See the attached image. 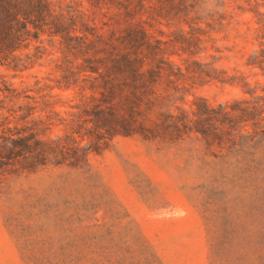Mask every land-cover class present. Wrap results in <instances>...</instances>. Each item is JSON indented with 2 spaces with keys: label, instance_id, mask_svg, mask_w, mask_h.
<instances>
[{
  "label": "rangeland",
  "instance_id": "obj_1",
  "mask_svg": "<svg viewBox=\"0 0 264 264\" xmlns=\"http://www.w3.org/2000/svg\"><path fill=\"white\" fill-rule=\"evenodd\" d=\"M109 1L104 13L82 4L96 22L113 25L120 15ZM160 10L158 19L142 17L165 55L180 65L206 62L235 78H196L179 90L158 85L151 115L189 109L194 97L215 104L248 96L240 76L262 93L264 74L245 62L259 47L256 19L264 0H174ZM59 63L53 50L23 71L0 64V86L27 89L39 107L42 99L55 101V113L36 112L53 121L39 123L44 137L63 135L93 100L88 87L57 86L65 72ZM242 131L246 137L220 145L195 133L118 134L75 164L3 171L0 264H264V134L250 137L249 125Z\"/></svg>",
  "mask_w": 264,
  "mask_h": 264
},
{
  "label": "trees",
  "instance_id": "obj_2",
  "mask_svg": "<svg viewBox=\"0 0 264 264\" xmlns=\"http://www.w3.org/2000/svg\"><path fill=\"white\" fill-rule=\"evenodd\" d=\"M87 1L104 13L106 0ZM109 2L115 4L120 15L113 25L101 18L96 22L82 0H0V64L23 71L57 50L63 62L57 66L65 71L57 86L73 85L81 90L88 87L93 99L82 108L77 122L68 123L69 129L63 135L44 137L39 123L48 126L53 121L50 113L41 118L36 112L49 108L55 113V101L42 99L39 107L37 97L27 89L3 83L0 174L34 169L48 161L78 163L118 134L176 139L195 133L208 145L235 144L246 137L242 131L246 125L252 128L250 137L258 132L264 134V85L262 93H257L243 76L241 89L248 96L215 104L194 97L189 109L176 106L177 110H158L151 115L158 85L179 90L186 81L196 78L200 82L232 83L235 77L224 76L206 62L192 59L180 65L165 55L162 40L150 36L142 14L150 13L158 19L162 16L160 9L174 0ZM256 22L259 47L248 54L245 63L260 68L264 74V12L257 11ZM185 50L192 53L188 45ZM35 91L39 92V88Z\"/></svg>",
  "mask_w": 264,
  "mask_h": 264
}]
</instances>
